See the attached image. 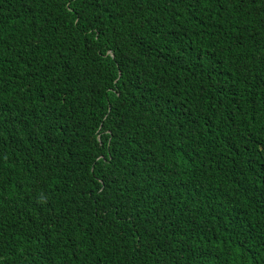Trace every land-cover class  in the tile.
I'll return each instance as SVG.
<instances>
[{
	"label": "trees",
	"instance_id": "obj_1",
	"mask_svg": "<svg viewBox=\"0 0 264 264\" xmlns=\"http://www.w3.org/2000/svg\"><path fill=\"white\" fill-rule=\"evenodd\" d=\"M0 264H264V0H0Z\"/></svg>",
	"mask_w": 264,
	"mask_h": 264
}]
</instances>
